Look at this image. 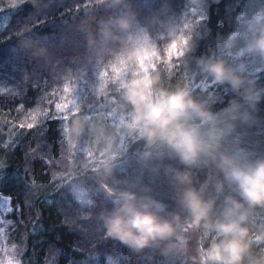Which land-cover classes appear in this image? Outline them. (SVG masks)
<instances>
[{
	"label": "trees",
	"instance_id": "1",
	"mask_svg": "<svg viewBox=\"0 0 264 264\" xmlns=\"http://www.w3.org/2000/svg\"><path fill=\"white\" fill-rule=\"evenodd\" d=\"M126 3L143 26L127 43L147 46L152 53L147 62L118 61L124 40L89 44V31L95 32L101 19L123 7L113 6L112 0H0V194L11 198L10 209L19 207L7 216L6 230L9 241L21 247L19 264H206L204 251L218 238L214 231L196 226L187 213H182L183 228L176 236L144 253L107 237L99 214L112 206L114 193L101 185V175L92 171L94 166L81 170L79 163L67 169L92 188L79 203L61 174L69 132L80 131L85 146L96 153L116 150L109 161L114 177L135 182L132 190L153 196L168 211H181L169 167L188 170L196 187L205 185V196L216 201L217 214L225 197L236 195L227 182L217 191L223 174L210 156L207 163L186 168L131 132L132 107L123 98L121 84L132 71H150L159 76L157 88L187 87L218 117L228 118L227 110L242 98L230 85L204 73L198 62L237 60L236 44L229 46L226 38L237 33L248 44L264 27V0ZM28 37L43 42L47 55L35 57L22 48L21 41ZM249 54L247 50L240 57ZM245 75L264 88V56L245 69ZM244 107L252 119L227 124L228 135L213 143L212 151L219 145L220 151L264 157V99ZM247 226L251 245L242 264H264V207L251 210Z\"/></svg>",
	"mask_w": 264,
	"mask_h": 264
},
{
	"label": "clouds",
	"instance_id": "2",
	"mask_svg": "<svg viewBox=\"0 0 264 264\" xmlns=\"http://www.w3.org/2000/svg\"><path fill=\"white\" fill-rule=\"evenodd\" d=\"M112 5L123 7L115 15L101 19L95 32L89 31V44L104 46L111 41L124 40V54L117 57L118 61L147 62L146 58L152 55L147 46L127 43V37L143 27L137 13L126 0H112ZM237 36V33L228 34L229 46H235ZM21 47L30 50L35 57L47 55L43 42L31 37L22 40ZM247 47L248 51L264 56V27L255 31ZM198 63L204 73L219 84L230 85L242 98L227 110L229 127L238 120H251L252 114L244 104L258 105L264 99V88H258L256 82L245 75L244 66L223 58H207ZM158 81L159 76L150 71L137 70L125 76L121 91L132 107L130 131L146 140L149 146L166 150L186 168L207 163L210 156L223 174V179L217 182V191H222L227 182L236 195L226 196L217 214L216 201L205 196V185L196 187L190 171L169 167L167 171L177 186L181 211H168L167 205L153 196L132 190L135 182L117 180L113 168L106 167L99 182L114 195L111 196L112 206H105L99 214L105 235L137 254L144 253L176 236L183 228L182 213H187L196 226L203 225L218 234L204 251L206 264H242L251 245L247 226L251 210L264 207V157L252 159L243 150L220 151L219 145L212 151L203 125L215 123L218 114L191 89L157 88ZM75 128L80 129L78 122ZM157 154L162 156L163 152ZM120 183L130 186L120 189L117 187Z\"/></svg>",
	"mask_w": 264,
	"mask_h": 264
},
{
	"label": "rangeland",
	"instance_id": "3",
	"mask_svg": "<svg viewBox=\"0 0 264 264\" xmlns=\"http://www.w3.org/2000/svg\"><path fill=\"white\" fill-rule=\"evenodd\" d=\"M253 21V19H252ZM236 53L235 56H239L237 60H234L230 57L227 61L234 65H243L244 69L249 70L252 69V66L257 59L263 58V56L252 53L246 57L242 58L240 55L248 50L247 42L242 41L239 36H237L236 41ZM258 66V65H256ZM219 117V119L215 123H206L203 125V129L207 134V139L209 141L210 146L214 144H218V140L224 138V136L228 135L229 128L227 126L226 121L228 118ZM67 145L64 148V161L61 163L60 171L62 176L65 178V181L69 185L71 195L76 199L77 202H84L86 198L89 196V190L92 188L86 187L85 185L78 182L75 178V174L72 170L67 171V169L71 168L73 164L79 163L84 170L93 169L91 166H94V172H96V176H100L103 173L106 167H110L113 165L110 164L116 153V150L113 151H105L96 153L92 147L85 146V141L80 131L78 132H69L67 136ZM121 141L117 142V149L121 148ZM74 191L76 194H74ZM0 198H7L2 195ZM3 208H0V264H19V255L21 252V247L14 241H9L7 236V226L9 220L7 218L6 213L9 212L10 205L7 200H3Z\"/></svg>",
	"mask_w": 264,
	"mask_h": 264
},
{
	"label": "snow or ice",
	"instance_id": "4",
	"mask_svg": "<svg viewBox=\"0 0 264 264\" xmlns=\"http://www.w3.org/2000/svg\"><path fill=\"white\" fill-rule=\"evenodd\" d=\"M0 197H2V194H0ZM3 200H7V202L9 204H11V198L10 197L0 198V208H3V206H4L3 203H2ZM13 211L18 212L19 211V207L18 206L16 208L12 207L11 210L6 213V215L9 216V214L12 213Z\"/></svg>",
	"mask_w": 264,
	"mask_h": 264
}]
</instances>
